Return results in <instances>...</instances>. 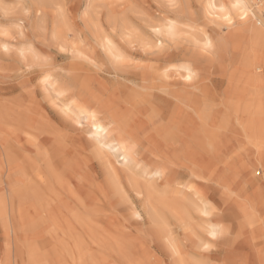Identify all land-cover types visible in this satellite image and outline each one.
<instances>
[{"label":"bare ground","instance_id":"obj_1","mask_svg":"<svg viewBox=\"0 0 264 264\" xmlns=\"http://www.w3.org/2000/svg\"><path fill=\"white\" fill-rule=\"evenodd\" d=\"M194 1L179 0L188 22L151 25L155 40L124 23L119 35L93 24L88 39L56 24L19 47L2 35L4 59L30 66L39 44L71 61L21 95L0 87V226L25 235L0 264H264V0ZM181 31L189 55L164 52ZM133 44L156 50L133 63ZM100 60L136 90L100 81ZM250 167L262 172L252 191Z\"/></svg>","mask_w":264,"mask_h":264},{"label":"rangeland","instance_id":"obj_2","mask_svg":"<svg viewBox=\"0 0 264 264\" xmlns=\"http://www.w3.org/2000/svg\"><path fill=\"white\" fill-rule=\"evenodd\" d=\"M181 6L179 0H0V38H3L2 35H6L4 36L5 39L9 36V39H7L13 43L17 42V46L19 47L21 44L32 40L35 41L39 37L49 39L53 25L58 24L65 27L71 37L88 39V36H90V27L93 24L99 25L108 34L119 35L121 33L120 26L124 23L130 26L135 32L144 35L147 39L155 40L150 26L159 24L165 17H172V19L181 22H188L186 16H181ZM188 6H192L193 8H190L193 11H197L198 5L194 0H188ZM199 21L201 22L200 24L198 23L199 28H205L209 31L205 21ZM38 25L45 26L46 30H42V32L40 30L38 32L34 29ZM129 33L126 32L125 36L130 37L131 35ZM183 36L185 37L183 38ZM186 36L187 34L181 31L177 39L164 41L163 51L172 55L188 56L193 49V45L187 41ZM36 45L37 50L43 53V59L32 63V65L30 64V66H26L24 63L17 61L14 58L15 56L11 55L4 59L0 55V87L3 86L7 91H11L9 94L6 93L5 97L23 94L25 92L23 90L33 87L32 84L35 83V80L48 68L59 67L66 69L68 67L71 59L65 55L63 50L55 48L54 50L47 46ZM144 48L137 44L132 45L130 50L132 52L131 58L133 63H140L142 61L138 53H141ZM145 49L156 50V48L151 46H147ZM178 51H181V54ZM204 68L205 70H202V72L207 78L209 77L207 82H210L211 78L216 90L221 91L224 87V78L219 75L220 71L217 69V64L208 61ZM123 71L111 67L109 63H105L102 60L99 62V68H94V70L90 69V72L97 78L100 77L98 78L100 81L111 85L113 88L125 87L126 90H136V87L129 81L130 77H127L129 76L128 71ZM120 73L123 75L121 76ZM32 77L34 78L32 79ZM30 79L33 83H30L32 82ZM137 95L138 93H135L136 98H138ZM218 108L216 106L215 110ZM49 111L53 116L56 114L54 112H57L52 108ZM211 114L214 118L218 117L214 109ZM232 126H234L233 123ZM226 134V136L232 137L235 133L229 130ZM230 144L232 148L237 147V137H233L230 140ZM247 173L246 176L240 178V182L247 187V190L252 191V189L256 188L262 172L257 167L252 171L250 167ZM15 231L14 233L11 231L8 235H5L3 228L0 226V261L3 259L2 250L7 241L11 244L17 242L16 246L22 248V239L24 240L22 237L25 235L18 227L15 228ZM179 237L184 247V237L183 235ZM220 245H223V241H221ZM11 246L14 252L17 247L14 248V245ZM241 251L247 252V249H242ZM20 261L18 264H21ZM219 261L221 262L222 258Z\"/></svg>","mask_w":264,"mask_h":264}]
</instances>
